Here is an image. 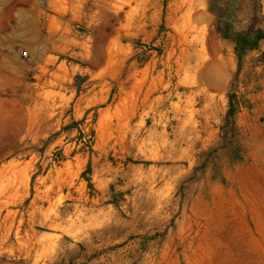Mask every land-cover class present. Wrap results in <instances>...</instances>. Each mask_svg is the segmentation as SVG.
I'll list each match as a JSON object with an SVG mask.
<instances>
[{"label":"rangeland","instance_id":"374dc122","mask_svg":"<svg viewBox=\"0 0 264 264\" xmlns=\"http://www.w3.org/2000/svg\"><path fill=\"white\" fill-rule=\"evenodd\" d=\"M105 4L0 0V264H264V0Z\"/></svg>","mask_w":264,"mask_h":264},{"label":"trees","instance_id":"16d2710c","mask_svg":"<svg viewBox=\"0 0 264 264\" xmlns=\"http://www.w3.org/2000/svg\"><path fill=\"white\" fill-rule=\"evenodd\" d=\"M216 32L221 40L230 41L234 45V53L237 59L236 74H239L241 71L244 56L251 51L257 50L261 44H264V32L261 30L257 31L253 37L233 34L231 31V25L228 21L224 23H217ZM233 114L234 108L232 102L230 101L226 120L228 121Z\"/></svg>","mask_w":264,"mask_h":264},{"label":"bare ground","instance_id":"6f19581e","mask_svg":"<svg viewBox=\"0 0 264 264\" xmlns=\"http://www.w3.org/2000/svg\"><path fill=\"white\" fill-rule=\"evenodd\" d=\"M90 1H92V3L94 2V4H97V7L99 6L100 7V5L101 4H104V5H106L105 4V0H85V8L89 5V3H90ZM109 1H112V2H114V5H113V10H114V15H115V18H118L121 14H126V12H125V9H127L129 6H130V4H131V2L132 1H134V0H109ZM112 5V4H111ZM91 7V6H90ZM106 7V6H105ZM112 7V6H111ZM92 8V7H91ZM110 12V11H109ZM111 12H113V11H111ZM127 16V15H126ZM126 20V19H125ZM97 35H99V34H97ZM60 36V35H59ZM59 36H55L54 38H55V40L56 41H61V37H59ZM63 36V35H62ZM95 39V38H94ZM104 40H103V37H99L98 39H97V43H98V45L99 44H101L102 42H103ZM105 42V41H104ZM210 43V42H209ZM93 45V44H92ZM97 46V45H96ZM95 46V47H96ZM103 47V46H102ZM113 47V46H112ZM97 48V47H96ZM105 48H107V47H105ZM103 49V48H102ZM101 49V47L99 46L98 47V49H97V51H96V54H102L103 53V50ZM113 49V48H112ZM107 51V50H106ZM108 53H110V52H108ZM111 54V53H110ZM110 54H107L108 56H111ZM113 56V55H112ZM108 58V57H107ZM112 57H110V59H111Z\"/></svg>","mask_w":264,"mask_h":264},{"label":"built area","instance_id":"2783aa9c","mask_svg":"<svg viewBox=\"0 0 264 264\" xmlns=\"http://www.w3.org/2000/svg\"><path fill=\"white\" fill-rule=\"evenodd\" d=\"M26 56V55H25Z\"/></svg>","mask_w":264,"mask_h":264}]
</instances>
